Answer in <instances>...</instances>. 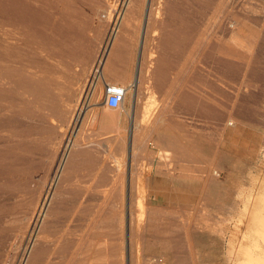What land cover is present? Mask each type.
<instances>
[{
  "label": "rangeland",
  "instance_id": "rangeland-1",
  "mask_svg": "<svg viewBox=\"0 0 264 264\" xmlns=\"http://www.w3.org/2000/svg\"><path fill=\"white\" fill-rule=\"evenodd\" d=\"M148 2L161 8L158 17L148 19ZM115 80L129 93L111 109L104 83ZM115 111L120 135L108 130ZM71 142L84 147L71 160L84 164L37 264H174L157 225L127 242L130 176L164 223H200L180 264H237L233 250L251 246L242 212L264 195V0H0V264H27L38 233L28 219ZM171 148L176 158L160 161ZM184 177H192L190 189ZM115 185L118 207L101 211L99 235L90 238L97 211L80 202L86 193L105 199Z\"/></svg>",
  "mask_w": 264,
  "mask_h": 264
},
{
  "label": "bare ground",
  "instance_id": "bare-ground-1",
  "mask_svg": "<svg viewBox=\"0 0 264 264\" xmlns=\"http://www.w3.org/2000/svg\"><path fill=\"white\" fill-rule=\"evenodd\" d=\"M151 2L150 3L148 2V4H149V6L147 8L148 9L147 10L148 11V19H151L152 15L158 17L161 13L160 7L156 8V9H151ZM148 4H146V5H148ZM117 42H118V35H116V36L114 35L112 42L107 44L105 57L103 58V60L100 63V66H99V69L102 70V73H100L101 75L105 74L107 69H108L112 50H113V48H115ZM144 53H145V49L143 48L140 52L139 64H138V69H137V77L135 76V79L132 81V96H133V101H134L133 102L134 107H133V111L131 113V117H132V120H134V121L136 120L135 106H137V104L139 103V99H140V89H139L140 85H139V83L141 82V75H142V71H143L144 65H145ZM150 60H151V64L154 65V61H156V57L153 56L150 58ZM150 68H153V67L150 66ZM120 81L121 80H115L114 82L116 84H113V85H119L125 89V98H124V101H125L126 97L128 96V93H129V88H128L126 82H120ZM149 83H151V82H149ZM105 84L106 83H104V85ZM150 87H151V90L155 93L156 90H154L155 88L152 85V83H151ZM102 94H103V92H102ZM104 102H105V105L107 106L105 96H104ZM123 102H122V104H123ZM122 104L120 106H122ZM107 109L108 108H106V110ZM83 112H84V110L81 109L80 112L77 114L78 118L75 117L76 120L81 118ZM115 112H116L115 114H113L111 112L112 113L111 117H112L113 122L110 125V127H108V130L110 128V132H114L115 134L117 133L118 135H120L119 129H118V121H119L118 119H120V118L117 114V111H115ZM104 113L106 115L107 111H105ZM45 116H46V120H49V115H45ZM95 119H97L96 116H95ZM227 126H228V121L224 123V125H223L224 129H226ZM229 126L232 127V125H229ZM105 129H107L106 126H105ZM71 144H72L71 150L68 151V148H67L68 152L66 151L64 154L61 153L62 155L59 158L57 165L55 164L56 167H54L52 169V175H51V181H50L51 183L47 184L48 189L45 193V196L43 197V199L39 203V207H40L39 213L37 214V204H35V207H34L35 211L34 212L32 211V213L28 219V227H29L28 229H30V228L35 229L36 227H38V233L36 232V234H37L36 238L37 239L32 244L31 253H30L32 255H31V257H29L27 264H37L38 261L41 259V257L44 254H46V251L48 250L47 242L51 237L54 236L56 228H57L58 224L61 222L62 214H63V211L65 210L66 205H67L69 195L72 193L71 192L72 181H73L76 173L82 168V166L84 164V160H71L72 159V152H75V151L78 152V150L81 151L82 149H84V147H81V145L78 144L77 142H73V143L71 142ZM162 152H163V154L160 157V159H161L160 161L169 160L170 157L173 155L176 158V155H177L176 150L172 149V148L170 150H164ZM179 155H181V153ZM165 163H166V161H165ZM118 164H120V162ZM159 165H160V163H159ZM102 166L106 169V171L109 173V175L113 174V176H114L116 168L112 163H109L108 161H104L102 163ZM164 171H166V170H164ZM212 171H211V169H209L210 175H211ZM167 172H168V170H167ZM214 172H212V173H214ZM215 176H216V174H215ZM121 177L123 178V176H121ZM188 178L184 177L183 182H184V185L186 186V188L190 189L189 184L191 182L190 179L192 177H188ZM209 180L210 179L208 178L207 181H209ZM120 182H122V181H120ZM127 183H128L127 187L129 188V190L126 194L127 196L124 197V198H126V205H125L126 210H125V213H122V214L126 215L125 218H123V219H125V220H123V222H124V227H125L124 229H126L127 235H125V234L124 235L126 236L127 242L129 244L133 243L135 236H136V231L141 233L140 235H144L147 231H150V228L152 226L155 227V225H157L155 227V229L158 232V237L162 241H165L167 245H169V248L171 249V251L173 253V258L175 261L174 264H180V251L182 249V245L184 244V241H186L188 243V246L190 247V249H192L191 247H192L194 239L198 235H200V233H201V230H200L201 227L199 226L200 223L198 224L192 218L184 219L178 223H169V224L164 223V218L166 215L165 216L162 215L163 210H154V208L151 206L152 200L149 196L150 193L147 194V192H146L147 190H145V191L141 190L139 188V184L137 185L135 183L133 176H130ZM122 184H123V182H122ZM113 190H116V185L112 186V190L109 192L108 197H106L105 199H100L98 197H92V196H89L87 198L86 196H88V193H86L85 196L82 198V200L80 202L81 204L82 203L87 204L88 206H91L93 209H96V211H97L96 217L93 220L92 227H90L89 234H87L88 237H90V238L98 237L99 234L97 232L99 231V228H100L101 211H103L105 209V207H107L111 210H115L118 207V202L116 200V197H115ZM122 193H123V190H122ZM252 205H254V206L252 207ZM125 206L123 205V207H125ZM242 213H244V214H243L242 219L240 221L238 220L239 225L240 226L245 225L246 228L248 229L249 235H248V237H246V239L251 241V246L242 247V246H240V244L242 243L241 242L239 244V246H240L239 249L236 252H235V250H233L232 253H235L236 259L239 258L237 260V264H264V195L261 194L260 196H256V197L250 199L249 202L246 204L244 212H242ZM238 218H239V216H238ZM181 219H183V218H181ZM213 227H214V225H213ZM225 227H226V225H225ZM36 231H37V229H36ZM234 235H235V233H234ZM139 238H141V237H139ZM235 238L236 237H233V239H235ZM244 238H245V236H244ZM65 242H66V239H65ZM140 246H141V244H140ZM159 247H161V246H159ZM137 252H139V251H137ZM105 254L106 253H104V255Z\"/></svg>",
  "mask_w": 264,
  "mask_h": 264
},
{
  "label": "built area",
  "instance_id": "built-area-1",
  "mask_svg": "<svg viewBox=\"0 0 264 264\" xmlns=\"http://www.w3.org/2000/svg\"><path fill=\"white\" fill-rule=\"evenodd\" d=\"M106 104L111 109H117L125 98V89L119 85L106 83L104 85Z\"/></svg>",
  "mask_w": 264,
  "mask_h": 264
}]
</instances>
